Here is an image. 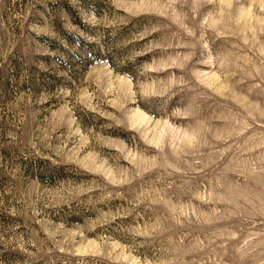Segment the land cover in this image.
<instances>
[{
    "label": "rangeland",
    "instance_id": "1",
    "mask_svg": "<svg viewBox=\"0 0 264 264\" xmlns=\"http://www.w3.org/2000/svg\"><path fill=\"white\" fill-rule=\"evenodd\" d=\"M0 264H264V0H0Z\"/></svg>",
    "mask_w": 264,
    "mask_h": 264
}]
</instances>
